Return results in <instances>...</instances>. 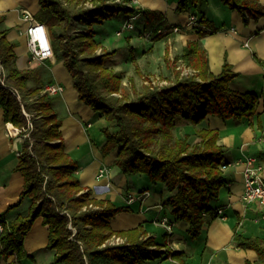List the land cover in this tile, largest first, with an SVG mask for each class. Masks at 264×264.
I'll return each mask as SVG.
<instances>
[{"label": "trees", "instance_id": "16d2710c", "mask_svg": "<svg viewBox=\"0 0 264 264\" xmlns=\"http://www.w3.org/2000/svg\"><path fill=\"white\" fill-rule=\"evenodd\" d=\"M204 1L176 0L174 12L181 13ZM222 2L238 12L244 25L264 15L259 0ZM38 3L35 18L47 26L54 56L71 75L78 99L107 121H114L115 130L102 128V155L113 152V164L124 174L143 173L152 183H166L170 191L175 190L168 200L173 218L187 222L190 237L198 238L207 216H217L214 202L226 182L222 168L226 162L218 130L196 125L208 114L223 120L249 117L258 100L253 92H239L229 86L237 72L226 59L219 73L210 71L200 38L217 28L203 14L194 13L197 24L190 29L198 38L187 39L177 56L194 70L192 75L180 76L177 70L170 84L142 89L130 78L129 91L122 85L123 71L107 65V58L115 50L97 41L94 24H102L119 11L128 14L127 18L143 14V20L156 14L160 21L162 12L135 8L130 0ZM2 20L0 15V23ZM142 23L145 28V21ZM129 58L134 61L132 53ZM15 59L14 44L7 39V30L0 29V106L4 120L24 135L15 167L23 178V187L9 209L26 197L31 201L26 214L9 221L2 218L0 255H13V264H20L23 258L33 260V255L24 250L23 238L41 216L48 227L46 248L55 252L47 264H142L168 256L178 260L182 253L166 247L172 232L164 230L157 239L147 235L141 224L125 230L111 228L110 219L129 209L107 198H95L89 188L84 190L80 185L78 164L65 150L61 119L52 106L51 94L41 87L28 86L33 70L19 69ZM256 61L264 64L261 59ZM182 119L190 130L180 133L177 123ZM193 134L195 140L191 141ZM114 237L123 241L110 243ZM232 241L236 247L256 253L254 261L241 264H264V234L246 236L235 230Z\"/></svg>", "mask_w": 264, "mask_h": 264}, {"label": "crops", "instance_id": "0c3cea01", "mask_svg": "<svg viewBox=\"0 0 264 264\" xmlns=\"http://www.w3.org/2000/svg\"><path fill=\"white\" fill-rule=\"evenodd\" d=\"M259 2L264 6V0ZM151 5L149 9L164 14L160 23L169 28L182 25L190 13L197 16L203 14L217 28L216 32L200 38L207 52L210 71L219 73L226 59L231 69L237 72L229 86L233 90L253 92L258 96L255 112L249 117L223 120L217 115L208 114L196 125L218 130L226 162V182L220 189L218 200L214 202L216 209H222V214L207 216L206 224L196 241L190 240L188 223L173 218L168 200L175 190L170 191L166 183H152L143 173L124 174L113 164V152L102 155L100 147L105 142L102 128L108 126L115 130L114 121H107L100 112L92 110L78 99L73 79L62 61L54 55L42 61L31 58L27 48L30 21L24 17L23 12L27 11L35 18L40 7L38 0H0V15L3 16L0 29L7 30V39L14 44L16 66L19 69L33 70L28 86H62V91L51 95L52 106L61 119L60 130L65 150L77 161L76 176L80 185L84 190L89 188L95 198H107L129 209L119 211L110 219L112 229L125 230L141 224L147 235L159 239L165 228L158 221L166 217L173 220L172 235L167 238L166 247L181 252L178 260H183V264H241L245 260L254 261L255 251L236 247L232 237L235 230L246 236L264 234V209L259 208L256 203H244L241 199L242 159L246 155H254L264 163V64L256 61V58L264 61V15L257 19L251 18L244 25L238 12L230 9L222 0L195 3L181 13L174 12L176 0H154ZM141 17L140 23L143 20ZM136 20L133 21L135 28L124 31L123 34L131 36L134 41L140 35L136 30ZM184 31L182 36H185V41L198 38L191 29L185 28ZM95 38L101 44L106 40L105 37L99 39L96 33ZM137 45L130 44V47ZM138 47L140 45L135 49ZM9 125L16 131L11 132ZM177 125L182 126L183 131L190 130L183 119ZM23 138L18 127L4 120L0 106V215L6 221L19 214H26L31 203L26 197L19 205L9 209L11 204L17 202L23 187V178L15 169ZM100 169H104V172L103 176L98 177ZM106 184L108 185L105 186ZM47 237L48 227L39 216L24 235V250L33 255V252L40 251L42 247L46 248ZM52 252L40 264H47L53 257ZM13 258V255L7 258L0 255V264H13ZM176 260L168 256L152 262L177 264ZM24 263L25 259H22L20 264Z\"/></svg>", "mask_w": 264, "mask_h": 264}, {"label": "rangeland", "instance_id": "374dc122", "mask_svg": "<svg viewBox=\"0 0 264 264\" xmlns=\"http://www.w3.org/2000/svg\"><path fill=\"white\" fill-rule=\"evenodd\" d=\"M138 1L142 7L145 6V9H149L154 0ZM127 15L128 14L124 11H119L111 18L105 19L102 24H94L95 33L98 38L103 39V37H105L106 39L103 41L104 43H102L103 47L108 50H115V53L110 55L106 62L107 65L123 71L122 85L126 90L131 91L130 78H132V81L138 89H142L144 86L156 87L159 85L170 84L169 82L174 80L177 70L179 71L180 76H182L181 73L184 72L185 68L194 71L192 68L186 66L181 58H177L182 51V45H184L185 41V36L182 35H184L183 32H185L184 25L187 21V17L182 25L177 24L178 26L183 27V29L175 31L173 28L162 25L160 21L157 20L158 16L156 14H153L149 18L150 20H148L147 17H145L144 20H141V22L145 21L146 24L145 28H143V23L138 24V22L140 21V16H142L141 18L143 19L144 15L139 14L140 16H137V20L135 19L138 24V26L136 25V30L138 31V35L140 34L137 42V40H131V36L127 37L126 35H123L125 33L120 36H116L115 34L122 26L121 24L124 22ZM155 24L157 27L151 32L148 38H146V33L144 34V32L151 30ZM157 29H159V31ZM186 29L188 30L190 28ZM172 34L174 35L171 36ZM130 44H138L140 47L136 50L135 48L138 45L136 47H130ZM131 53L134 56V61H131L129 58V54ZM177 128L180 133H183L182 126H178ZM193 136L194 134L190 139L191 141L195 140V137ZM190 240L196 241L197 238H190ZM51 250L52 249L42 247L40 251L33 252V260L23 258L25 259L24 264H40L44 262L47 255L51 254ZM54 253L55 252H52L53 257L49 262L53 260ZM180 261L181 260H176V263L183 264ZM142 264L155 263L150 260L149 262H144Z\"/></svg>", "mask_w": 264, "mask_h": 264}, {"label": "built area", "instance_id": "2783aa9c", "mask_svg": "<svg viewBox=\"0 0 264 264\" xmlns=\"http://www.w3.org/2000/svg\"><path fill=\"white\" fill-rule=\"evenodd\" d=\"M121 1V0H115ZM130 4H132L135 8L142 9L143 7L140 5L138 0H130ZM24 17L30 21V25L27 30V48L30 53V56L33 59L42 61L49 58H52L54 53L50 41L49 31L47 26L37 19L33 18L27 11H24ZM140 13H135L132 16L126 18L120 27L119 30L116 31V36H120L124 33V31H130L134 29V20L139 16ZM134 19V20H132ZM197 16L194 13H190L187 16V21L184 25V28H191L193 25H196ZM173 30L179 31L182 30L183 27L178 25L172 26ZM180 28V29H179ZM159 31V29H157ZM153 29L144 32L146 33V38L151 34ZM144 36V35H143ZM3 70L2 65L0 64V71ZM193 71L189 68H185L184 72L181 73L182 76L192 75ZM167 85V84H165ZM162 86V85H159ZM43 92L48 94H55L57 92L62 91V86L59 84H47L43 87ZM243 169H242V192L241 199L244 203H256L257 206L261 209H264V163L262 160L258 159L254 155H246L242 159ZM223 169L226 166H222ZM104 169H100L98 173V177L103 176ZM106 184L105 186H107ZM217 215L222 214V209H216ZM2 217L0 215V233L3 230ZM159 224L162 225L165 230L169 233L172 232V223L166 217L161 218ZM123 239L121 237H114L110 240V243H119L122 242Z\"/></svg>", "mask_w": 264, "mask_h": 264}, {"label": "bare ground", "instance_id": "6f19581e", "mask_svg": "<svg viewBox=\"0 0 264 264\" xmlns=\"http://www.w3.org/2000/svg\"><path fill=\"white\" fill-rule=\"evenodd\" d=\"M169 14L171 16V13L170 12H169ZM9 127H10L11 132H15L16 131V129L14 127H12L11 125H9Z\"/></svg>", "mask_w": 264, "mask_h": 264}]
</instances>
